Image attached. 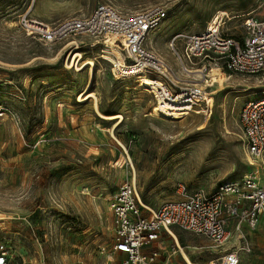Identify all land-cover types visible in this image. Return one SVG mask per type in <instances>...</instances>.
I'll list each match as a JSON object with an SVG mask.
<instances>
[{"label": "rangeland", "instance_id": "1", "mask_svg": "<svg viewBox=\"0 0 264 264\" xmlns=\"http://www.w3.org/2000/svg\"><path fill=\"white\" fill-rule=\"evenodd\" d=\"M99 5L124 15L164 8L167 17L147 46L173 68L168 43L174 34L215 28L236 37L245 18L264 11V0H0V102L8 110L0 123V244L10 264H113L108 200L125 181L134 178L142 204L156 210L177 198L178 184L212 194L250 170L238 115L264 92L261 76L220 72L223 82H201L209 105L166 121L150 116V93L133 80L113 78L101 58L109 38L42 45L19 28L22 16L56 25L86 17ZM75 53L79 64L94 62L87 89L93 97L84 103L79 99L90 67L69 69ZM211 67L204 72H214ZM201 68L199 61L193 67ZM98 114L122 117L113 136L115 121ZM172 233L174 239L163 234L155 244L162 263L186 264L181 251L195 264L219 263L220 251L207 239ZM251 239L240 264H264V227Z\"/></svg>", "mask_w": 264, "mask_h": 264}, {"label": "built area", "instance_id": "2", "mask_svg": "<svg viewBox=\"0 0 264 264\" xmlns=\"http://www.w3.org/2000/svg\"><path fill=\"white\" fill-rule=\"evenodd\" d=\"M166 17L160 6L124 15L112 6L99 5L86 17L69 18L56 25L22 16L19 28L42 45L77 37L115 39L121 62L110 64L113 78L134 81V77L143 75L152 85L142 88L153 96L157 105L188 108L177 111L184 116L171 117L173 120L183 119L202 104L207 105L204 99L209 94L194 75L206 66L264 79V11L259 18H245L242 32L236 37L215 28L174 34L168 47L177 68L147 46L149 37ZM198 61L202 62L201 70L193 69ZM7 116L8 110L0 102V123ZM238 127L250 170L239 180L223 182L214 193L189 191L178 184L177 198L151 210L140 201L134 178L118 187L108 200L112 233L110 263L166 264L161 262V248L155 244L163 234L174 239V229L210 241L220 251L218 264L241 263L240 252L251 249L242 226L254 230L260 222L264 223V92L244 103L238 115ZM114 256L120 258L114 261ZM0 264H10L3 244H0Z\"/></svg>", "mask_w": 264, "mask_h": 264}, {"label": "bare ground", "instance_id": "3", "mask_svg": "<svg viewBox=\"0 0 264 264\" xmlns=\"http://www.w3.org/2000/svg\"><path fill=\"white\" fill-rule=\"evenodd\" d=\"M95 43H99V42L97 41ZM102 44L104 46H106L107 48H109L108 50H105V52H104L106 56L101 57L103 60L109 62L110 64H117L116 59H119L120 62H121L120 53L117 52L118 57H116L115 53L113 52V50H115V49L117 51L119 50L117 48V46L115 45V39L109 38L106 42H104ZM116 50H115V52H116ZM71 54H74V53H71ZM80 61H81V56L79 54L75 53V55H74V57H73V59L71 61V64L68 66V68L69 69L74 68L77 72H80V71L84 70L86 67H90L89 76H88L89 79H88V85H87L86 91H85L84 95L81 96V98L79 99L80 100L79 102L84 103V102H86V100L88 98H92L93 97V96L91 97V94L87 95V89L89 88V86L91 84V82H90V74H92V71L94 69V62L93 61H86V62H83V63L79 64ZM211 68H213L215 71L207 73L210 70L209 69L206 72H204V71H196L195 72L196 73L195 78L197 79V81H205L204 83H207L208 85H206V86H208V87H212L216 83L223 82V79L219 78L220 77V75H219L220 72H223V71L219 67H211ZM225 81H226V79H225ZM134 82L137 83L140 88H142V87L144 88V87H148V86L152 85V83L148 79L143 77V75L134 77ZM222 89L223 88H219V89L213 91L211 95L214 96L216 93L222 91ZM204 102L207 105H209V103H210L209 95H208V97H205ZM95 105H96V102H95ZM184 110H188V108L187 109H177V108H175L174 106H171V105H169V106H167V105L160 106V105H157L155 103L154 106L151 108L150 116H153V117H156V118H160V119H163V120H166V121H170V120L173 121V119H171V117L176 118V117H179L180 115L184 116V114H178L177 113V111H184ZM98 115L101 118H103V119H105L107 121H113V120L115 121V123H113V126L111 128V132H110V135L113 136L112 135L113 131L122 123V117L121 116H102L100 114H98ZM181 255H182V259L184 260V262L186 264H195V263L191 262L190 259L182 251H181Z\"/></svg>", "mask_w": 264, "mask_h": 264}, {"label": "crops", "instance_id": "4", "mask_svg": "<svg viewBox=\"0 0 264 264\" xmlns=\"http://www.w3.org/2000/svg\"><path fill=\"white\" fill-rule=\"evenodd\" d=\"M260 227H264V223L263 222H260L259 225L254 230H250L245 225L242 226L243 234L245 235L246 239L250 242L251 246H252V239H251L252 233L257 232Z\"/></svg>", "mask_w": 264, "mask_h": 264}]
</instances>
